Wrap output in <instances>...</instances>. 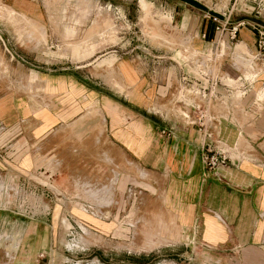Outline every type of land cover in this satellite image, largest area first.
<instances>
[{"label": "crops", "instance_id": "obj_1", "mask_svg": "<svg viewBox=\"0 0 264 264\" xmlns=\"http://www.w3.org/2000/svg\"><path fill=\"white\" fill-rule=\"evenodd\" d=\"M12 1L16 9L8 6L17 14L33 20L28 15L41 16L37 0ZM191 2L178 0L173 11L178 8L179 21L185 28H193L192 48L198 51V59L206 57L211 72L220 63L222 76L228 80L218 83L206 97L198 94V99L210 107L213 143L226 151L228 161L215 169L206 167L201 158L205 142L202 132L180 112L162 106L152 73L133 58L103 57L101 60L111 65L98 66L95 71L88 67L90 60L74 66L36 69V92L31 95L8 90L0 94V198L6 192L3 186L10 173L29 180L26 173L42 166L46 171H56L57 158L68 154L62 147L65 141L87 140L94 144L97 157L112 161L107 172H117L114 195L131 199L133 189L142 188L144 205L152 211L145 219L153 225L160 223L164 235L171 236L176 228L202 245L226 247L243 253L254 264H264V50L256 43V25H264V0L249 1L244 10L253 14L242 20L235 40L220 41L228 44V52L221 62L215 59V53L213 63L207 55H214L217 23L206 9L210 6ZM144 6L149 9L146 3ZM65 29L66 35L75 31L74 27ZM95 48L93 41L70 45L73 55L81 59H91ZM237 49L242 53L237 54ZM200 80L207 85L205 78ZM157 106L163 113L154 110ZM184 109L191 111L188 105ZM96 165L97 170L105 168L104 163ZM92 166L82 162L74 171L81 172L82 185L93 183L99 190L104 187V175H97V181H84L90 179L84 173ZM73 179L70 189L77 183ZM53 201H37L36 217L32 215L37 224L57 219ZM81 201L83 215L73 209L77 205L63 208L72 227L77 224L84 232L83 224L100 236L121 233L119 219L127 216L130 204L128 212L121 214L120 200L114 201L113 209L106 214L102 201L90 197ZM157 209L161 214H155ZM124 225L131 235L134 223L127 221ZM69 231L53 228L52 223L44 229L0 228V264H63L65 261L58 260L55 253V238Z\"/></svg>", "mask_w": 264, "mask_h": 264}, {"label": "rangeland", "instance_id": "obj_2", "mask_svg": "<svg viewBox=\"0 0 264 264\" xmlns=\"http://www.w3.org/2000/svg\"><path fill=\"white\" fill-rule=\"evenodd\" d=\"M37 1L42 13L39 19L36 15H28L36 19L33 20L17 14L9 7L11 5L16 9L12 0H0V94L6 90L16 95L36 92V69L74 66L90 60L88 67L95 71L98 66L102 68L111 65L112 62L102 61L105 58L115 60L118 56H125L133 58L146 72L153 74L152 79L158 89L156 95L161 103L164 102L161 105H165L168 110L181 114L184 106L191 108L190 103L197 102L196 86L201 82L200 79L209 78L204 75L202 77L198 71L204 72L211 67L206 64V57L198 59V51L192 48L193 28H185L184 23L179 21L178 8L176 12L173 11L178 0ZM192 1L196 6H210L206 9L211 17L216 15L221 23L227 21L226 27L229 22L242 21L248 13L253 14V11L244 10L250 0ZM144 3L149 9L145 8ZM183 5L192 8L188 4ZM37 21L42 29H39ZM66 27H74V33L66 35ZM225 37L228 38V34ZM74 41L83 44L93 41L96 47L93 57L91 55V59H81L73 55L70 45ZM227 46L222 43V54H217L215 58L219 62L225 59ZM242 51L237 49L236 53ZM220 66V63L214 66L212 71L218 85L228 81L223 78ZM245 66L250 68L249 64L245 63ZM206 84L209 85V81ZM160 106L154 109L158 114L163 113ZM68 142L62 145L68 149L67 157L63 155L57 158L56 171L51 166V170L46 171L42 166L35 172L26 173L29 180L14 176V173L9 174L8 183L3 186L6 192L0 198L5 200L0 203V228H8L10 231L17 228L44 229L48 223L62 231L70 228L72 232L55 238V253L58 260L65 261L63 264H254L244 258L241 252H233L226 247L202 245L197 238L181 235L176 228H173L174 234L171 236L164 235L160 223L153 225L152 221L145 219L146 216L151 217L152 211L144 205L145 194L142 188L133 189L134 196L131 199L128 195L119 199L114 195L117 172H107L112 161L97 157L91 141L76 139ZM82 162L93 163L90 171L84 173L90 179L84 181H97L98 176L104 175V187L98 190L93 183L86 187L79 182L81 172L74 171V167ZM99 162L105 164L102 171L96 169ZM44 165L45 168L49 166ZM73 178L77 183L74 182L73 189H70L68 186ZM71 197H75L76 201H72ZM89 197L105 203L106 214L113 209L114 201L120 200L121 214L128 212L130 204L127 216L119 219L121 233L100 236L92 234L83 224L80 226L84 232L77 224L72 227L63 208L77 205L73 209L83 215L85 210L81 199ZM50 198L54 200L57 219L37 224L32 216L36 217V203L41 201V204H47ZM155 214H161V210L157 209ZM127 221L135 225L131 235L127 233L128 227H124ZM9 238L12 240L14 237Z\"/></svg>", "mask_w": 264, "mask_h": 264}, {"label": "built area", "instance_id": "obj_3", "mask_svg": "<svg viewBox=\"0 0 264 264\" xmlns=\"http://www.w3.org/2000/svg\"><path fill=\"white\" fill-rule=\"evenodd\" d=\"M214 21L217 22L215 30L216 35L214 37V55L222 54V44L226 37L225 35L228 34L227 40L233 41L237 37V31L243 21H236V22H229V25L226 27L224 23H221L216 15H212L211 17ZM257 38L256 43L259 49L264 50V25L257 24ZM213 56L208 57V60H211L213 63ZM216 58V56H215ZM211 68L202 72L204 76H208L209 78L206 79L207 82L209 81V85H204V83L200 82L196 88L198 89V94L202 97H206V95L211 91L214 90V87L217 85V78L213 76V72L210 71ZM201 81V80H200ZM197 83V82H195ZM191 111L187 109H183L181 115L188 119L191 123H194L198 129L202 132L205 142L201 152V158L207 168L215 169L220 164H224L228 161L229 156L227 155L226 151L223 149L216 148L213 143L212 139V131L209 129L210 120H212V115L210 114V107L208 103H203L200 99L197 100L195 103H190ZM193 112V113H191Z\"/></svg>", "mask_w": 264, "mask_h": 264}]
</instances>
